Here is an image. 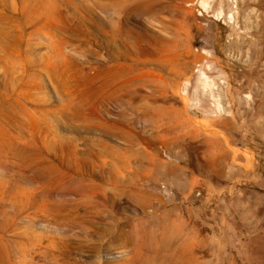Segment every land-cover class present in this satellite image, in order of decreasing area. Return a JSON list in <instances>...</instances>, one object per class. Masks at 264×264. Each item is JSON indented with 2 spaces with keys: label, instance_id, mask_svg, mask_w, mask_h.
I'll return each instance as SVG.
<instances>
[{
  "label": "rangeland",
  "instance_id": "1",
  "mask_svg": "<svg viewBox=\"0 0 264 264\" xmlns=\"http://www.w3.org/2000/svg\"><path fill=\"white\" fill-rule=\"evenodd\" d=\"M216 1L0 0V264H264V0Z\"/></svg>",
  "mask_w": 264,
  "mask_h": 264
},
{
  "label": "bare ground",
  "instance_id": "2",
  "mask_svg": "<svg viewBox=\"0 0 264 264\" xmlns=\"http://www.w3.org/2000/svg\"><path fill=\"white\" fill-rule=\"evenodd\" d=\"M114 1H115V3H114V9H115V11H117V9H118V3L116 2V0H114ZM235 1L237 2L238 0H235ZM228 3H229V0H217L215 2L214 8H216L217 6H219V8H221V10H222L221 13H223L225 11V7L228 5ZM229 12L235 13V7H230ZM118 22H119V20H118ZM114 35H115V38H116V36H117V25L116 24L114 26ZM115 42H116V39H115ZM116 48H117V46H116V43H115V45H114V50L115 51H116Z\"/></svg>",
  "mask_w": 264,
  "mask_h": 264
}]
</instances>
